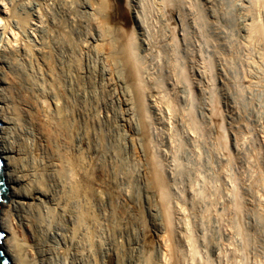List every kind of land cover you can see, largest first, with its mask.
<instances>
[{"label":"rangeland","instance_id":"374dc122","mask_svg":"<svg viewBox=\"0 0 264 264\" xmlns=\"http://www.w3.org/2000/svg\"><path fill=\"white\" fill-rule=\"evenodd\" d=\"M80 1L95 6L80 8L83 186L92 182L98 199L97 243L114 242L96 264H264V0H103L102 9L101 0ZM131 29L142 54L144 115L120 56ZM112 91L130 99L123 119L118 101L104 116ZM153 163L172 197L170 235L161 224Z\"/></svg>","mask_w":264,"mask_h":264},{"label":"bare ground","instance_id":"6f19581e","mask_svg":"<svg viewBox=\"0 0 264 264\" xmlns=\"http://www.w3.org/2000/svg\"><path fill=\"white\" fill-rule=\"evenodd\" d=\"M0 1L3 5L0 10V160L2 162L0 172L3 175L4 185L8 189L6 196L9 198L8 202L3 199L0 206V228L5 233L2 248L9 257L10 264H96L98 256L103 259L110 254L109 252H112L114 242L111 240L112 238L106 237L105 239L108 240L104 243H97L98 239L94 237L95 209L98 199H96V191L94 192L92 182L83 186L85 166H83V158L80 153L79 123L84 109L81 105L82 93H80L79 80L81 71L80 45L78 44L81 25L80 8L94 10L95 6H90L87 2H83V5L80 0ZM49 3H51V7H49ZM120 4L119 6H121ZM106 6L103 0L99 2L100 9ZM119 6L114 7V13L121 17L122 10ZM49 8L50 10H47ZM100 9L95 10L99 11ZM36 11L40 15L34 19ZM97 14L99 15L98 12ZM34 20L38 21L39 26L31 24ZM116 22L118 21L116 20ZM251 24H249L250 27ZM33 26L35 29L30 32ZM120 27L122 28V26ZM106 28L102 29L104 32L102 34L106 35L109 32ZM254 30L255 33L262 31L258 26L254 27ZM125 31L123 33H126ZM134 32L132 30L122 44L120 56L131 80L139 110L144 115L145 87L142 78V61L139 60L142 54H137L139 53L136 49L138 47L135 46L137 37L134 36ZM113 42L115 43V41ZM109 43L111 41L107 43V47L104 45L108 49H105L107 52L112 50ZM110 53L114 57L115 52L111 51ZM106 56L108 57V55ZM118 59L115 61L119 62ZM114 64H112L113 68L116 66V63ZM111 70L113 71V69ZM151 78L153 77L151 76ZM184 79L185 77L182 81ZM121 84L118 80L110 81L111 87H120ZM165 87L164 84L163 88ZM120 90L124 89L120 87ZM112 92L114 93V91ZM114 101H118L119 106L123 109V113H121L123 115H120L123 119L128 115L131 106L130 99L124 92H121L119 96L111 93L104 100L102 104V109L106 114L104 116L111 117L110 113L114 109L111 110L110 107ZM218 110L220 109L213 108L215 114L221 115L220 112H217ZM186 113H188L187 110ZM220 118L219 120H221ZM183 120L181 121L183 122ZM219 130H221L218 131L220 139L225 142L224 130L222 127ZM205 132L207 131L205 130L203 133ZM201 137L204 136L201 135ZM152 171V182L162 214L161 224L165 225L170 235L173 230L172 197L157 163H153ZM104 261L103 264L107 262ZM118 261L117 264H120Z\"/></svg>","mask_w":264,"mask_h":264},{"label":"water","instance_id":"95a60500","mask_svg":"<svg viewBox=\"0 0 264 264\" xmlns=\"http://www.w3.org/2000/svg\"><path fill=\"white\" fill-rule=\"evenodd\" d=\"M1 124V123H0ZM1 160H0V167H1ZM1 171V170H0ZM8 192V189L6 188V186L4 185L3 182V175L0 172V206L1 203L3 201V199L5 200V202H8V197L6 196ZM5 237V233L4 231H2V229L0 228V264H10V259L9 257L6 255L5 251L2 248V243Z\"/></svg>","mask_w":264,"mask_h":264}]
</instances>
